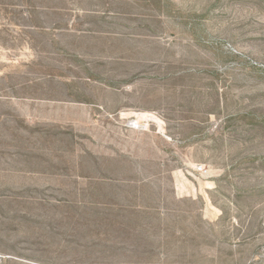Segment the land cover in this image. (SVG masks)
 Returning a JSON list of instances; mask_svg holds the SVG:
<instances>
[{
	"label": "rangeland",
	"instance_id": "374dc122",
	"mask_svg": "<svg viewBox=\"0 0 264 264\" xmlns=\"http://www.w3.org/2000/svg\"><path fill=\"white\" fill-rule=\"evenodd\" d=\"M0 264H264V0H0Z\"/></svg>",
	"mask_w": 264,
	"mask_h": 264
}]
</instances>
